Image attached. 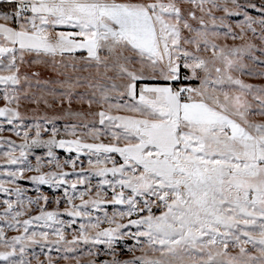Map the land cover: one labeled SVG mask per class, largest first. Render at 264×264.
Segmentation results:
<instances>
[{
	"label": "snow or ice",
	"instance_id": "6c2138e0",
	"mask_svg": "<svg viewBox=\"0 0 264 264\" xmlns=\"http://www.w3.org/2000/svg\"><path fill=\"white\" fill-rule=\"evenodd\" d=\"M0 102V264H264V0H0Z\"/></svg>",
	"mask_w": 264,
	"mask_h": 264
},
{
	"label": "rangeland",
	"instance_id": "374dc122",
	"mask_svg": "<svg viewBox=\"0 0 264 264\" xmlns=\"http://www.w3.org/2000/svg\"><path fill=\"white\" fill-rule=\"evenodd\" d=\"M0 104H2V102H0ZM7 134V133H6ZM61 153L63 154V150H60ZM45 190H47L46 186H45Z\"/></svg>",
	"mask_w": 264,
	"mask_h": 264
}]
</instances>
